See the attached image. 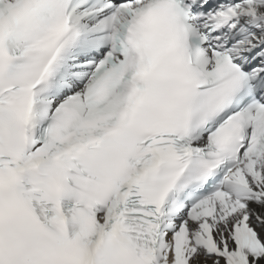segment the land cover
Listing matches in <instances>:
<instances>
[{
	"label": "snow or ice",
	"instance_id": "snow-or-ice-1",
	"mask_svg": "<svg viewBox=\"0 0 264 264\" xmlns=\"http://www.w3.org/2000/svg\"><path fill=\"white\" fill-rule=\"evenodd\" d=\"M0 264H264V0H0Z\"/></svg>",
	"mask_w": 264,
	"mask_h": 264
}]
</instances>
